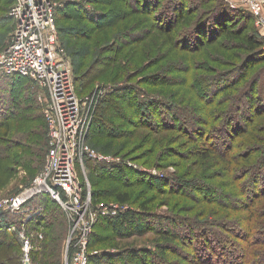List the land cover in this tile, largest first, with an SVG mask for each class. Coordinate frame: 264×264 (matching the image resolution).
Listing matches in <instances>:
<instances>
[{"label":"rangeland","instance_id":"374dc122","mask_svg":"<svg viewBox=\"0 0 264 264\" xmlns=\"http://www.w3.org/2000/svg\"><path fill=\"white\" fill-rule=\"evenodd\" d=\"M62 1L64 3L63 8H65L68 14L55 19V27L58 39L71 59L72 69L76 76V84L77 77L79 82L83 81L81 79H85L83 85L78 89V93L82 98L90 96L95 89L99 87H106L108 91H110V87L114 85L126 86L128 83H133L150 93L175 103L186 105V107H192L187 103L192 102V105L195 106H199L203 103V108H205L207 104L205 105L201 98L205 95V98L208 99L213 93H217L221 89V84L220 86L216 85L217 82L215 81L212 84V94L205 91L204 94L201 95L194 89L199 83H204L206 87V83H208L212 77H215V79H228L229 82L236 81V74H228L230 71H234V67L225 61V59L228 61L230 60L227 56L229 52L232 53L234 47L229 45L228 41L216 39L217 42L214 44L206 45L193 53L182 50L184 47H182L180 43L176 44L175 42L179 33H176L172 41L170 37V33H172L170 32L171 30L169 32H164L154 27L152 24L155 22L153 19L154 14L160 12V5L157 6L156 10L153 9V11H149L150 13L146 12L147 15H142L131 12L128 6L122 1L109 0L106 5L99 8L104 12L107 11L103 19L111 20V22L109 24L104 23L101 27H95L74 5L69 7L70 0ZM79 1L83 2L84 0ZM164 1L165 0H162L161 2L163 3ZM246 1L248 4L254 3V0ZM183 2H185L187 8L191 10V14L197 18L196 23H198L202 17L201 14L210 6L209 2L204 4L203 0H183ZM66 3H68V5H65ZM9 6L8 0H0V54L9 43L14 26L12 19L8 17ZM88 7L90 6L87 5V9ZM239 9L244 11L247 10L243 7ZM246 13L250 14L248 10ZM3 17H5V19H3ZM252 17L253 19L251 18V20H249L250 22H248V25L256 28L259 37L263 39L264 45V37H262L264 33V22L261 23L262 26H259V19H256L253 15ZM259 17L264 21V4L259 13ZM231 19V17L230 19L225 18L224 23L227 22L229 24V30H232L233 33L237 32L235 34L243 36L245 28H239V22L235 21V19ZM214 23H212V20L207 22L209 25H213ZM212 25L208 27L210 32L214 31L217 34L223 30L220 25L219 27L217 26L216 29V25L214 24V27ZM189 27L190 26H187V28ZM71 28H83L88 34L87 38H71L69 35ZM180 29L182 31L183 28ZM131 31L143 33V39L137 44L123 42V38ZM117 44L120 48L113 47ZM261 66L262 64L260 63L256 68L258 69ZM218 71H222L221 73H227L228 75H220ZM79 75H83L84 77L80 78ZM168 76L172 77L173 81L170 83H157V81L162 82L168 79ZM13 78L12 76L6 77L0 74V96L7 98L9 101L10 99L8 96L10 91L7 89L8 84L3 81L7 82L9 79ZM27 79H24L26 82L21 81L16 85L17 87L19 86V88L12 94L16 100L15 108L11 110V115L1 116L2 120L9 119L12 128L10 132H8V135L4 136L5 144L1 143L2 145H10V147L5 157L0 154V201H8L31 187L34 179L44 166L48 150L47 127L44 120L47 93L39 88L35 81L29 79L32 81L30 82ZM11 84L13 86L14 81H12ZM30 84L31 86H29ZM26 95L28 97L27 99H25ZM214 97L215 98L208 100L209 103L211 102V104L207 106L208 108L210 107V110L215 108V103L218 101V98H216V96ZM247 97H245L243 103H241L244 109L242 111H235L233 113L234 118H238L239 115L243 114V111L246 110L245 101ZM255 97L257 99L259 96L257 95ZM123 103L124 101L116 105L119 109H122V113L126 114V118H132V115H134L132 110L127 104ZM102 112L107 115L111 114V106L109 108L105 106ZM260 112H258V114L260 113L258 118L264 115V109ZM178 118L180 120V115ZM193 118H195V116H193ZM120 122H122V119L117 118V120H115L116 124H120ZM187 122L188 125L186 127L192 134L191 137H197V135L194 134L195 132L192 131V125L196 123V125L201 124H198V122L194 123L195 120L192 118ZM120 125L122 126V130L119 136L110 137L105 136L107 134L104 133H96L97 135L87 137L86 144L97 154L106 157H119L124 163L129 161L135 164L137 168L141 169V173L154 171L164 175H176L185 182L196 180L198 176L199 178L203 176L204 179H206V183L226 187L224 188L227 189L225 191L231 189L235 191L236 195L242 196V190L239 188L240 183L233 180L234 178L231 175L232 172L219 167L221 166L220 162L224 163V161L216 152H214L212 158H201V156L211 150L210 147L212 145L209 146L208 143L211 144L215 141L216 134L211 133L206 137H199V140L190 141L188 140L189 135H182L176 129L157 132L145 128H135L127 123ZM2 131L1 129L0 137H3ZM10 140L13 141V143H11ZM1 144L0 148L2 147ZM199 149L201 150L200 153H198ZM196 150L197 152H195ZM218 151H220V148ZM163 154H169L166 156L168 157L166 160ZM230 159L231 158L228 157L225 160L229 161ZM215 161L217 163H215ZM92 163L99 165L96 162ZM255 170H260L258 176L262 179L264 176V161L262 165ZM129 174L130 173H128V175ZM77 175L82 184L87 183L89 185L92 195L93 184L98 181L96 180L97 173H94L92 170L90 171L88 163L85 161L83 162L82 170L79 169ZM245 176L240 180L245 179ZM251 176L250 174V178ZM257 178L256 175L255 179ZM134 179L135 177H131L130 180L135 181ZM112 181L102 180V183L99 184V187L104 188L102 191L103 197L100 198L101 201L99 203H114L120 205V203L114 200L113 195L117 192H125L130 197L131 201L128 204L121 205H125L128 211L139 213L137 218L139 217L141 219L142 224L150 225L151 220L147 219L146 215L141 214V207H145L148 209L147 211L155 215L165 216L170 214L175 217H183L186 220L183 222L178 219L180 223L174 220V226H170L167 222H161L160 224H165V227L169 230L168 234L152 231L155 229L151 227V225L150 228H147L152 230H148L145 234L132 235L129 237L115 236L107 227L92 228L95 232L98 231V234L102 236L103 240L99 243L101 245H94L93 249L98 250L97 252L100 251V247H103L101 250L104 252L111 253L120 249L126 252L122 257L126 254L127 259H129V256L138 254L136 252L133 253L134 251L130 252L131 249H140L139 251L141 252L142 249L148 247L152 248L158 245V243L164 244V241H167L168 244L163 245L164 249L167 251V256L164 257L166 262L162 263L211 264L199 259L198 255L196 258H192V261H189L187 255L198 252V247H196V242L192 243L191 241H187L186 237L183 236V232L186 230L189 232L191 230V224H208L207 222H210L213 223L212 229L214 231L216 230V235L222 240L230 243L231 247L234 246V250L239 253L238 250L243 244V236L247 232L245 222H247L246 218L248 212L246 209H248V207H233L235 203H233V201H228L225 203H229L230 205L232 202L233 206L230 208H223L220 207V205L217 206V204L206 203L202 198L199 199V197L198 200H194L192 198L194 196L191 198L179 195L171 196L166 193V189L162 188V191H157L152 185H135L128 187L121 185L120 182ZM227 183H230V185ZM196 195L200 196V193L196 192L195 196ZM241 196L240 199H244V196ZM255 203L256 205L252 204V206H250L251 210L248 209L249 213L257 216L252 218L253 222L263 223L264 209L260 205L264 203V194L261 199L257 200ZM52 206L53 209H55L54 212H56V210L58 211L54 213V220H50V218L46 219L45 217L46 223L43 221V225L45 226L40 227L39 225L37 227V230L40 231L38 234V241L34 243L33 238L29 236L31 238V249L28 255L29 264H50V261L54 258L59 259L58 264H64V259L69 254L66 250V240L70 230L68 213L59 203H54ZM256 206L259 207L255 208ZM49 211L53 210L49 208ZM148 216L152 217L150 214ZM222 223L226 225H222ZM237 232L239 234H237ZM263 236L264 231H262V237L260 235V238L263 239ZM252 243L255 244L254 241H252ZM253 244L247 245V251L252 253L250 254V259H252V261L256 258L254 257L253 251L257 250V246H253ZM170 246H172V248ZM156 248L157 255L160 257L162 253L161 248L159 249V246H156ZM260 249L264 252V248L260 247ZM20 251L22 252L20 248H14V253L16 252L19 255ZM34 252H38V254L35 255L37 259L33 260L32 253ZM90 253L94 252L90 250ZM231 254V252L224 253L223 257L230 256ZM6 255H9V253L4 248L0 251V256ZM247 255L248 254H246V256ZM154 258L155 264H158L159 261L161 262L160 258L156 256ZM136 261L140 264H144L138 259H136ZM258 261L259 264L264 263V260L258 259ZM127 262L129 261L122 260L119 264H132ZM222 264L229 263L223 262Z\"/></svg>","mask_w":264,"mask_h":264},{"label":"trees","instance_id":"16d2710c","mask_svg":"<svg viewBox=\"0 0 264 264\" xmlns=\"http://www.w3.org/2000/svg\"><path fill=\"white\" fill-rule=\"evenodd\" d=\"M119 1H122L126 6H128L131 12L142 15H147L146 12L150 13L149 11H153V9L156 10L157 6L160 5V12L154 14L153 19L155 22L152 23L153 26L164 32H169L171 30L170 32L172 33H170V37L172 38V41L176 33H179L175 42L176 44L180 43V45L184 47L181 49L188 51V53L196 52L206 45L214 44L218 39L228 41L229 45L234 47L232 53L229 52L227 56L230 60L228 61L225 59V61L234 67V71H230L228 74L234 73L237 78L235 82H229L228 79H215V77H212L209 82L206 83V87L204 83L201 82L194 88L195 91L201 95L204 94L205 91L212 94V84L215 81L217 82L216 85L220 86L221 84V89L217 93H213L208 99L205 98V95L201 98L207 106L211 104L208 100L215 98L214 96L218 98V101H215V108L211 110L210 107L208 108L207 106L203 108L202 102L199 106L192 105V102H187L192 107H186V105L184 106L150 93L147 90L142 89L139 85H135L133 83H128L126 86L114 85L110 87L111 90L97 106L88 137L97 135L96 133H104L107 134L105 136L117 137L122 130V126L120 124L124 125V123L130 124L135 128H145L157 132L176 129L182 135H189L188 140L190 141L199 140V137H206L208 134L214 133L216 134L215 141L211 144L208 143L209 146L212 145L210 147L212 151L210 150L206 152V154L201 156V158H212L214 152H216L224 161V163L220 162L221 166L219 167L232 172L231 175L234 178L233 180L240 183L239 188L242 190V196L236 195L235 191H232L231 189L225 191L227 190L224 189L226 187L206 183V179H204L203 176H200L199 178L197 175L198 178L196 180L194 179L192 181L185 182L176 175L162 174V177H159L145 172L141 173L140 171L128 168L122 164L100 163L97 165L93 164L92 161L85 160L88 163L90 171L92 170L94 173H97L96 180L98 181L93 184V191L91 195L93 205L98 204L101 201L100 198L103 197L102 191L104 188L99 187L102 180H114L112 182L117 181L120 182L121 185L128 187L135 185H152L157 191H162L161 189L163 188L166 189V193L171 196L179 195L189 198L194 196L192 197L194 200H198L199 197V199L202 198V200L206 203L217 204V206L220 205V207L223 208L232 207V202L230 205L225 202L233 201V203H235L233 207H248V209L251 210L250 206H252V204L256 205L255 202L260 200L264 194V176L261 179L258 176V172L260 170H255L259 168L264 161V115L258 118L260 113L263 112L260 111L264 109V45L263 39L259 37L256 28L248 25V22H250L249 20H251V18L253 19L251 13H246L247 10L244 11L239 8L232 10L221 0H203L204 4L209 2L210 6H208L203 14H201L202 17L199 22L196 23L197 18L191 14V10L187 8L183 0H165L163 3L161 2L162 0ZM8 2L11 6L12 0H8ZM108 2L109 0H84L83 2L79 0H70L69 7L74 5L76 9L78 11L80 10L81 14L84 15L89 22H91V24L95 27H101L104 23L109 24L111 22V20L103 19L104 14L107 11L104 12L101 8H99L106 5ZM65 5H68V3ZM87 5L91 8L88 7L87 9ZM67 14L68 12L65 8H63L57 12L56 19ZM230 17L239 22V28H245L243 36L235 34L237 32L233 33L232 30H229V24L227 22L224 23L225 18L230 19ZM3 19H5V17H3ZM209 20H212V23L215 21V29L220 25L223 30L217 34L214 31L210 32L208 27L212 24H207ZM214 24L212 25L213 27ZM187 26L190 27L187 28ZM180 28H183L182 31ZM137 31L128 32L123 38V42L130 44L139 43L140 40L143 39V33ZM69 35L73 39L87 38L88 36L87 32L84 31L83 28H71ZM113 47L120 48L118 44ZM260 63L262 66L257 69L256 66ZM221 72L222 71H218L220 75L227 74ZM79 76L80 78L84 77L83 75ZM13 77V79H9L7 82L3 81L8 84L7 89L10 91L8 98L10 101L5 97L0 96V130H3V137H0V144H5L4 136H7L8 132H10V129L12 128L9 123V119L2 120L1 116L11 115V110L15 108L16 100L12 94L19 88V86H16L17 83L21 81L23 82L27 79L18 76ZM27 80L32 82L29 79ZM81 80L84 81L85 79ZM12 81H14L13 86L11 84ZM83 81L79 82L77 77V93L80 86L83 85ZM171 81H173V78L168 76V79L162 82L157 81V83H170ZM29 86H31V84ZM257 95L259 97L256 99L255 96ZM245 97H247V100L245 101L247 107L246 110H244V113L240 114L238 118H234L233 113L235 111H242L244 109L241 103H243V99ZM27 98L28 97L26 95L25 99ZM123 101V104H127L132 110L134 114L132 115V118H126V114L122 113V109H119L116 105L117 103ZM105 106L106 108L111 106V114L107 115L102 112ZM258 112L260 113L258 114ZM177 114L180 115V120L178 118L179 115ZM193 116H195V118H193ZM117 118L122 119L120 124L115 123ZM190 118L195 120L194 123L198 122V124L202 125H196L197 123L192 125V131L197 135V137H195L196 139L191 137L192 134L186 127L188 125L187 121ZM10 142L13 143L11 140ZM9 147L10 145H2L0 148V154L5 157V154L9 151ZM219 148L220 151H218ZM195 152H197V150ZM200 152L201 150L199 149L198 153ZM163 155L166 160V158H168L166 156L169 154ZM228 157L231 158L229 160L230 162L225 160ZM215 163L217 162L215 161ZM128 173L130 174L128 175ZM250 174L252 175L251 178ZM256 175L258 177L257 179H255ZM244 176L245 179L240 180ZM131 177H135V181L130 180ZM227 184L230 185V183ZM196 192L200 193V196H195ZM46 195L47 194H41V196L36 200V203L38 202L44 204V210L33 217L25 229L27 236L32 237L34 243H36L39 239L38 234L40 231L37 230V227L39 225L40 227H44L45 225H43V221L46 223V219L48 218H50V220H54V213L58 211L56 210V212H54L55 209H53L52 206L54 203L57 204L56 201ZM113 196L114 200L120 204H128L131 201L130 197L125 192H117ZM240 196H244V199H240ZM31 202L27 205H31ZM260 206L264 209V203ZM258 207L259 206H256L255 208ZM49 208L53 211H49ZM248 209H246L248 213L246 218L247 222H245L247 225H245L247 232L245 231L246 234L243 236V244L238 250L239 253L234 250V246L231 247L230 243L222 240L216 235V230L214 231L212 229L213 223H196L190 225L191 232H188L187 230L183 232V236L186 237V240L191 241L192 243L196 242V247H198V252L187 255L189 261H192L197 257V255L199 259L211 264H222L223 262L229 264H259L258 259L264 260V252L260 249V247L264 248V236L263 239L260 238V235L262 237V231H264V222H253L252 218L257 216L255 214H250ZM141 210V214L146 215V218L151 220L150 225L155 230L148 229L150 228V225L142 224L141 219L139 217L137 218L139 213L137 214L131 211L118 214L115 217H100L93 226V229L96 227H107L110 231H112L113 235L122 237L142 235L148 230L168 234L169 230L165 227V224H160L161 222H167L170 226H174L175 221L179 222L178 219L183 222L186 220L183 217H175L170 214L165 216L155 215L147 211L148 209L145 207H141ZM149 214L152 217H149ZM23 219V215H12L5 212L0 214V251L5 248L9 253V255L0 256V264H22V252L20 251L19 255L16 252L14 253V248H20L21 250L20 240L16 232H9L7 230V225L9 223L20 225ZM222 225L226 224L222 223ZM237 234L239 233L237 232ZM101 241H103L102 236L98 234V231L95 232V230H93L88 250H92L93 252L98 251L93 248L94 245H101L99 244ZM252 241H254L255 244H253ZM166 244H168L167 241H164V244L158 243V245H156L157 247L159 246V249L161 248L162 253L160 254V257L157 255L156 246H154L152 248L148 247L142 249L141 252L139 251L140 249L129 250L130 252L134 251L133 253H138L137 255L131 254L132 256H129V259H127L126 254V257H122L123 254L126 253L123 250L119 249L118 251L111 253L104 252L101 250L103 247H100V251L97 252L96 255L93 254L89 257V263L119 264L122 260H127L132 264H140L136 261V259H138L144 264H155L154 257L156 256L161 259V262L159 261L158 264H164L162 262H166L164 257L167 256V251L164 249L163 245ZM248 244L257 246V250L253 251L254 257H256L254 261L250 259V254L252 253L247 251ZM170 247L172 248V246ZM227 252H231L232 254L230 256H226L227 258L225 256L223 257V254H226ZM36 254H38V252L32 253L33 260L37 259L35 256ZM246 254L248 255L246 256ZM58 263V258H54L50 261V264Z\"/></svg>","mask_w":264,"mask_h":264},{"label":"built area","instance_id":"2783aa9c","mask_svg":"<svg viewBox=\"0 0 264 264\" xmlns=\"http://www.w3.org/2000/svg\"><path fill=\"white\" fill-rule=\"evenodd\" d=\"M221 1L232 10L247 9L262 26L264 21L259 13L264 0H254L250 4L246 0ZM63 6L62 0H12L8 10L14 26L7 47L0 54V74L29 78L47 93L44 120L48 150L44 166L31 187L8 201H0V214L20 215L29 201L47 194L68 213L70 230L66 250L69 254L64 264H88L89 257L97 254V251H88L96 221L100 217H115L127 212L128 208L114 203L93 205L89 185L79 181L78 170H82L85 160L122 164L136 171L141 169L129 161L124 163L119 157L97 154L86 144L95 110L109 91L99 87L90 96L78 95L71 59L55 27L57 12ZM147 173L162 177L158 172ZM25 229L24 221L20 225H7V230L16 232L20 240L22 264H29L31 238Z\"/></svg>","mask_w":264,"mask_h":264},{"label":"crops","instance_id":"0c3cea01","mask_svg":"<svg viewBox=\"0 0 264 264\" xmlns=\"http://www.w3.org/2000/svg\"><path fill=\"white\" fill-rule=\"evenodd\" d=\"M41 195H39V196H36L34 199H32L31 201H29L28 203H30L31 202V205H25V207H24V211L20 214V215H23L24 216V219H23V221L25 222V228H26V226H28V224H29V222H30V220L31 219H33V217H35L38 213H40L41 211H43L44 210V204H42V203H36V200L40 197ZM46 196H48V195H46ZM49 197V196H48ZM47 197V198H48ZM22 221V222H23Z\"/></svg>","mask_w":264,"mask_h":264}]
</instances>
